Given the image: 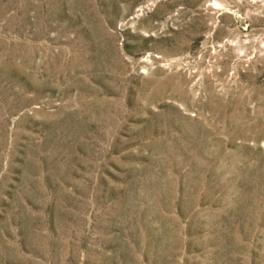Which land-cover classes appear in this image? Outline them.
<instances>
[{"label":"rangeland","instance_id":"rangeland-1","mask_svg":"<svg viewBox=\"0 0 264 264\" xmlns=\"http://www.w3.org/2000/svg\"><path fill=\"white\" fill-rule=\"evenodd\" d=\"M0 264H264V0H0Z\"/></svg>","mask_w":264,"mask_h":264}]
</instances>
